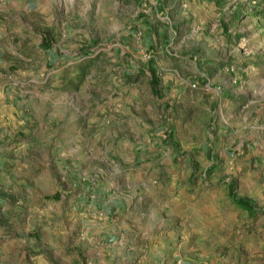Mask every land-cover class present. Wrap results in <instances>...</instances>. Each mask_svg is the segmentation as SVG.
Wrapping results in <instances>:
<instances>
[{
  "label": "rangeland",
  "instance_id": "374dc122",
  "mask_svg": "<svg viewBox=\"0 0 264 264\" xmlns=\"http://www.w3.org/2000/svg\"><path fill=\"white\" fill-rule=\"evenodd\" d=\"M0 31L27 117L0 148L9 236L51 264H264V0H0Z\"/></svg>",
  "mask_w": 264,
  "mask_h": 264
},
{
  "label": "crops",
  "instance_id": "0c3cea01",
  "mask_svg": "<svg viewBox=\"0 0 264 264\" xmlns=\"http://www.w3.org/2000/svg\"><path fill=\"white\" fill-rule=\"evenodd\" d=\"M3 34L4 32L0 31V38H2ZM3 54L4 51H2V46L0 42V69L3 68L6 72L9 68H11V65L1 61ZM1 81H2V74L0 71V90H2ZM14 95H15L14 93L11 94L8 93L6 96L4 89L0 91V148L3 147L5 144H7L9 141L8 140L6 142L8 133L10 130L13 131V129L10 126L15 124L14 126L16 128H19L18 125L22 126L23 123L22 121H20V119L27 118L24 117L25 111H23L22 109L18 111V109L15 107L14 104L10 106H5L4 104L5 99L8 96L10 99H14L15 98ZM29 114L30 117H32L31 112H29ZM36 136H38V140L42 145V147L49 145L48 149L52 148L54 149V151L60 147L66 146L67 144V140L65 139L66 137L63 136L62 134L59 133L56 134L54 132H51V134L49 132L47 133L46 127L43 123H38ZM66 153L67 152L64 149V152L61 153V157H63L67 161L70 160L71 157L70 154H68L69 152L67 154ZM61 157L60 160L63 159ZM9 195L10 194L6 196ZM38 197L42 198L41 196ZM8 201L9 200L6 199V204L8 203ZM10 223H12V221ZM54 225L56 230L52 231L54 236L53 238L59 239V241H61L63 246H65L67 236L71 233L72 224L70 225L69 222L67 223V220H58ZM14 227L16 229V232L15 234H13L12 237L9 236V234L7 233V231L4 230V228H0V254H6L7 252H14V253L22 254L24 257L34 260V262H36L37 264H51V254L54 255L55 252L54 245L51 243V241L46 240V241H42V243L39 242L34 243L31 241L29 244H27L25 243V240H22V238L18 237L23 230V227L21 226V223H19V220L16 219V223ZM17 232L19 233L17 234Z\"/></svg>",
  "mask_w": 264,
  "mask_h": 264
},
{
  "label": "trees",
  "instance_id": "16d2710c",
  "mask_svg": "<svg viewBox=\"0 0 264 264\" xmlns=\"http://www.w3.org/2000/svg\"><path fill=\"white\" fill-rule=\"evenodd\" d=\"M48 34L46 35V37H45V44L47 45V46H49L50 45V42L48 41ZM233 195H235L234 193H233ZM237 203H238V205L239 206H241L242 208H244V209H246V210H248V211H253V209H254V206H253V204H252V202H250L249 200H247V199H244V198H238L237 199Z\"/></svg>",
  "mask_w": 264,
  "mask_h": 264
}]
</instances>
